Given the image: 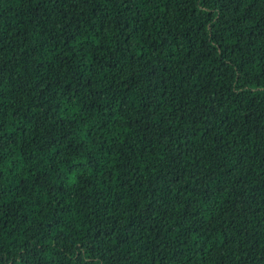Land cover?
Masks as SVG:
<instances>
[{"label":"trees","instance_id":"16d2710c","mask_svg":"<svg viewBox=\"0 0 264 264\" xmlns=\"http://www.w3.org/2000/svg\"><path fill=\"white\" fill-rule=\"evenodd\" d=\"M0 264H264V0H0Z\"/></svg>","mask_w":264,"mask_h":264}]
</instances>
